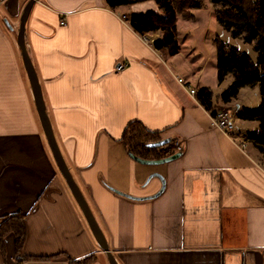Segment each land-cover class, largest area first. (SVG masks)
Here are the masks:
<instances>
[{"label": "crops", "instance_id": "1", "mask_svg": "<svg viewBox=\"0 0 264 264\" xmlns=\"http://www.w3.org/2000/svg\"><path fill=\"white\" fill-rule=\"evenodd\" d=\"M28 1L0 0V225L16 216L25 228L18 252L14 234L4 237L0 264L94 256L89 264H109L40 126L17 42ZM148 10L153 3L127 11H110L105 0L33 4L25 48L60 154L117 264H264L261 157L251 142L242 151L215 130L210 111L174 80L213 93L202 58L181 46L169 57L154 49L159 33L147 34V45L132 30L128 16ZM221 94L212 110L237 116L236 99L224 103ZM132 121L159 133L174 159L137 162L121 139Z\"/></svg>", "mask_w": 264, "mask_h": 264}, {"label": "trees", "instance_id": "2", "mask_svg": "<svg viewBox=\"0 0 264 264\" xmlns=\"http://www.w3.org/2000/svg\"><path fill=\"white\" fill-rule=\"evenodd\" d=\"M110 11L128 10L142 3L151 2L155 10L129 15L126 19L132 30L138 34H157L160 40L155 44L156 51L165 52L169 57L180 53L177 37V16L191 19L192 11L204 7V0H105ZM214 9V16L220 27L234 39L250 46L255 53V60L245 52L228 47L220 39L215 40L216 67L219 84L232 78V84L220 98L229 103L245 87H256L260 93V107L257 110L245 109L237 114L242 121L259 123L258 132L248 134L249 142L256 148L264 165V0H209ZM197 97L211 116L213 93L207 88L197 92ZM121 139L127 152L136 158L147 161H160L165 158L159 133L151 132L138 121H132L124 129ZM14 219L18 220L15 221ZM8 232L15 236L16 251H20L25 237V228L18 217L8 218L0 225V252L4 253V237ZM94 257L80 260L75 264H89Z\"/></svg>", "mask_w": 264, "mask_h": 264}, {"label": "rangeland", "instance_id": "3", "mask_svg": "<svg viewBox=\"0 0 264 264\" xmlns=\"http://www.w3.org/2000/svg\"><path fill=\"white\" fill-rule=\"evenodd\" d=\"M127 11V10H126ZM125 11V12H126ZM191 19H182L177 16V37L184 55L186 50H192L195 56L202 58L205 62V72L203 79L211 87L212 92L221 94L226 91L232 84V78L225 79L218 86L216 73V50L215 40L220 39L228 47L247 53L250 58L255 60L253 49L238 39L232 38L220 27L214 16V9L210 7L209 0H204V7L197 11H192ZM202 64V63H201ZM202 65H200L201 67ZM180 76V75H179ZM239 95L234 98L232 105L240 106V110H257L260 107V93L256 88L245 87L239 91ZM235 131L241 135L258 132L259 123L256 121H243L236 124Z\"/></svg>", "mask_w": 264, "mask_h": 264}, {"label": "water", "instance_id": "4", "mask_svg": "<svg viewBox=\"0 0 264 264\" xmlns=\"http://www.w3.org/2000/svg\"><path fill=\"white\" fill-rule=\"evenodd\" d=\"M36 1L37 0H29L22 11V16L20 18V24H19V32L17 36V42H18V46L21 51V57L23 60L24 70L26 71L29 85H31L32 91L34 93V97L36 99V112L38 113L40 126L42 127L45 140L48 142V146L50 148L51 155H53V159L56 164V167L59 170L65 183L67 184V187L71 193V196L74 198L79 210L82 212L87 225H89L92 236L96 240L102 253L106 254L108 263L117 264L114 256L109 251V248H108V245L105 239H103L101 229L99 225H97V222L95 220L93 213L90 211L85 198L82 196L79 190L78 185L74 182L72 175L64 162L63 156L60 154L57 142L55 141L54 136H53L52 128L50 127V124L47 118V114L45 113V105H44V100L42 99L41 87L38 83L37 75L32 66L31 60L26 52L25 42H24V30H25L24 26L28 19L29 12L33 4ZM133 158L137 162L142 163V164H162V162H168L174 159V157H168L160 161H152V160L143 161V160L136 158L135 156H133Z\"/></svg>", "mask_w": 264, "mask_h": 264}, {"label": "built area", "instance_id": "5", "mask_svg": "<svg viewBox=\"0 0 264 264\" xmlns=\"http://www.w3.org/2000/svg\"><path fill=\"white\" fill-rule=\"evenodd\" d=\"M61 26L65 25V21L63 19L60 20L59 23ZM141 40L147 44L152 45L153 41L147 36L146 33H143V35H139ZM155 49V48H154ZM158 52V51H157ZM118 71L124 70L125 64H119L117 67ZM174 80H176L177 84L183 89V91L188 94L192 99H195L197 97V89L192 87L191 83L187 80H184L181 77L175 76ZM212 121V127L219 131L222 135L227 137L231 142L234 143V145L244 151L245 146L249 142V139L244 135H240L235 131L236 129V123H237V116L232 111L229 110H220L217 111L215 116H211Z\"/></svg>", "mask_w": 264, "mask_h": 264}]
</instances>
